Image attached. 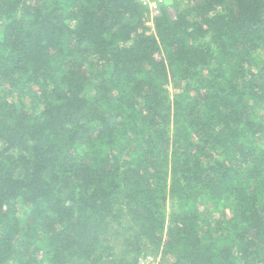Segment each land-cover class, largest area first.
I'll return each instance as SVG.
<instances>
[{"label":"trees","instance_id":"obj_1","mask_svg":"<svg viewBox=\"0 0 264 264\" xmlns=\"http://www.w3.org/2000/svg\"><path fill=\"white\" fill-rule=\"evenodd\" d=\"M188 1L0 0V264H264V0Z\"/></svg>","mask_w":264,"mask_h":264},{"label":"rangeland","instance_id":"obj_2","mask_svg":"<svg viewBox=\"0 0 264 264\" xmlns=\"http://www.w3.org/2000/svg\"><path fill=\"white\" fill-rule=\"evenodd\" d=\"M176 1V0H163L162 3H160V7L161 5H164L168 8V11L170 12L171 15H174V8H173V2ZM180 3H182V5L188 3L189 1L188 0H179ZM169 90L171 93L174 92V84H170L169 85ZM25 103L26 105H28V109L32 110L33 106H34V99H32L30 96H27L25 98ZM147 252V251H146ZM146 252H142L140 257H139V260H138V264H158L159 263V260H160V256L157 255V256H153L151 254L146 253Z\"/></svg>","mask_w":264,"mask_h":264},{"label":"built area","instance_id":"obj_3","mask_svg":"<svg viewBox=\"0 0 264 264\" xmlns=\"http://www.w3.org/2000/svg\"><path fill=\"white\" fill-rule=\"evenodd\" d=\"M142 5L146 6L151 18L159 13L160 10V3L163 2V0H138Z\"/></svg>","mask_w":264,"mask_h":264}]
</instances>
